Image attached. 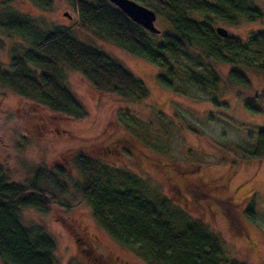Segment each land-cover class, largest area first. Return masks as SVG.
I'll use <instances>...</instances> for the list:
<instances>
[{
	"label": "rangeland",
	"instance_id": "1",
	"mask_svg": "<svg viewBox=\"0 0 264 264\" xmlns=\"http://www.w3.org/2000/svg\"><path fill=\"white\" fill-rule=\"evenodd\" d=\"M259 5L264 11V1ZM9 10L33 16L35 22L19 35L0 27V63L4 68H10L15 54L33 48L35 36L61 26L127 68L150 91L141 101L98 92L80 71L66 68L65 83L86 111L82 118L71 119L0 83V167L12 181L25 183L32 178L34 168L46 166L65 185L61 193L50 190L54 201L48 212L20 210L25 225L40 227L55 240L57 264H100L91 261L95 256L88 248L94 247L98 253L109 251L102 255L104 264H148L94 218L76 188L83 180L73 162L77 152L100 160L112 170L139 177L151 195L168 197L192 218L205 223L221 239L226 260L264 264V158L249 156L253 152V128H264V98L256 100L259 114L244 106L245 100L264 92V72L209 60L221 77L215 94L187 78L185 72L192 71L212 79L199 60L182 54L171 61L174 87L168 89L159 82L162 69L158 66L79 26L69 0H53L49 11L31 0H16ZM155 26L160 39L172 31L162 16H157ZM218 26L243 41L253 31L264 30V22L245 20L236 26L216 21ZM232 69L241 71L250 83L240 97L235 87L229 88ZM112 180L117 186L124 185L116 176ZM0 264L6 263L0 259Z\"/></svg>",
	"mask_w": 264,
	"mask_h": 264
},
{
	"label": "trees",
	"instance_id": "2",
	"mask_svg": "<svg viewBox=\"0 0 264 264\" xmlns=\"http://www.w3.org/2000/svg\"><path fill=\"white\" fill-rule=\"evenodd\" d=\"M16 0H0V27L7 33L21 34L34 22L33 16L9 10ZM49 11L53 0H31ZM162 16L172 27L162 39L133 22L107 0H69L77 13V24L109 39L130 54L139 56L162 69L159 82L174 87L171 61L182 54L199 60L211 80L186 71L193 83L215 94L220 74L209 60L229 65L243 64L264 72V30L253 31L246 41L229 34L223 38L215 30L216 21L236 26L241 20L264 22L259 1L264 0H134ZM5 8V9H3ZM71 29L55 27L44 36H35L33 48L15 54L10 68L0 63V83L20 96L38 101L51 111L79 119L85 108L67 87L66 68L80 71L101 91L141 101L150 96L145 83L127 68L96 47L73 37ZM3 45L0 39V47ZM17 50V49H15ZM229 88L240 97L250 88L237 69L229 72ZM241 94V95H240ZM264 92L244 101L246 109L259 114L256 100ZM216 98H212L214 100ZM222 106L223 103H217ZM252 158H264V128H253ZM73 162L83 180L76 188L92 209L98 224L121 244L131 247L148 264H236L224 257L222 241L205 223L192 218L159 193L151 195L147 183L137 176L112 170L100 160L77 152ZM124 185H115L113 177ZM47 185L44 186L43 182ZM65 185L47 167L32 170L25 183L12 181L0 167V259L6 264H57L56 242L40 227L25 225L20 217L24 208L48 212L51 191L63 192ZM85 240V239H84ZM79 240L77 246L79 251ZM104 264L95 247L88 248ZM72 264H75L74 262ZM78 264V263H76Z\"/></svg>",
	"mask_w": 264,
	"mask_h": 264
},
{
	"label": "water",
	"instance_id": "3",
	"mask_svg": "<svg viewBox=\"0 0 264 264\" xmlns=\"http://www.w3.org/2000/svg\"><path fill=\"white\" fill-rule=\"evenodd\" d=\"M119 10H121L127 17H129L133 22L142 26L144 29L150 31L154 34H159V29L155 26V21L157 14L150 8L134 1V0H107ZM65 17L71 19L69 13H64ZM217 34L223 38L229 36V31L218 26L215 28Z\"/></svg>",
	"mask_w": 264,
	"mask_h": 264
},
{
	"label": "flooded vegetation",
	"instance_id": "4",
	"mask_svg": "<svg viewBox=\"0 0 264 264\" xmlns=\"http://www.w3.org/2000/svg\"><path fill=\"white\" fill-rule=\"evenodd\" d=\"M98 92H100L99 90H97ZM101 247V246H100ZM102 248L105 250V248L102 246ZM96 253H98L97 251H95ZM106 252V253H105ZM107 252L109 253V251H103V253L101 252H99V254L102 256V255H107ZM110 255L108 254V256L106 257V258H108Z\"/></svg>",
	"mask_w": 264,
	"mask_h": 264
}]
</instances>
